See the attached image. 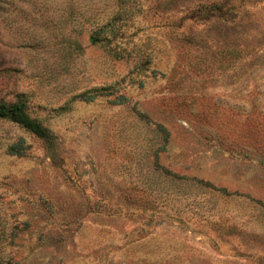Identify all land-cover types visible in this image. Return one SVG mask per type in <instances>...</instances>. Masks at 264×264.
<instances>
[{
	"label": "rangeland",
	"instance_id": "1",
	"mask_svg": "<svg viewBox=\"0 0 264 264\" xmlns=\"http://www.w3.org/2000/svg\"><path fill=\"white\" fill-rule=\"evenodd\" d=\"M19 94L0 264H264V0H0Z\"/></svg>",
	"mask_w": 264,
	"mask_h": 264
},
{
	"label": "trees",
	"instance_id": "2",
	"mask_svg": "<svg viewBox=\"0 0 264 264\" xmlns=\"http://www.w3.org/2000/svg\"><path fill=\"white\" fill-rule=\"evenodd\" d=\"M214 5L212 12H221V8ZM90 42L99 44L100 38L97 35H91ZM0 119H5L20 125L22 128L33 133L46 141L50 139L48 130L36 119L32 118L27 111V103L22 95H16L14 101H0Z\"/></svg>",
	"mask_w": 264,
	"mask_h": 264
}]
</instances>
